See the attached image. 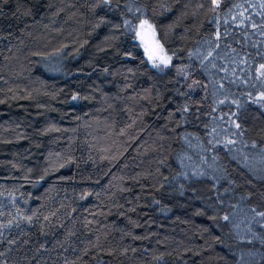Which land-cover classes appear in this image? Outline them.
<instances>
[{
	"label": "trees",
	"instance_id": "obj_1",
	"mask_svg": "<svg viewBox=\"0 0 264 264\" xmlns=\"http://www.w3.org/2000/svg\"><path fill=\"white\" fill-rule=\"evenodd\" d=\"M143 21L166 65L147 60ZM60 52L81 64L70 99L35 70ZM261 64L264 0H0V108L43 109L0 137L38 128L55 173L36 192L27 169L0 176V264H264ZM181 125L193 146L156 218L147 195Z\"/></svg>",
	"mask_w": 264,
	"mask_h": 264
},
{
	"label": "rangeland",
	"instance_id": "obj_2",
	"mask_svg": "<svg viewBox=\"0 0 264 264\" xmlns=\"http://www.w3.org/2000/svg\"><path fill=\"white\" fill-rule=\"evenodd\" d=\"M147 27H145L144 31ZM147 60L151 63L156 64H165L161 63L160 57H165L159 47V52L156 57L146 56ZM81 67L80 62L76 55L67 54L66 52H60L53 54L46 58H40L35 68L36 72L45 76L47 79H54L57 83H60L65 88V96L67 99H70L74 96L75 90L72 88V81L78 82L79 77L77 76V72ZM26 113H20L17 105H11L7 109L0 108V121H8L12 124L15 123V120L21 125L20 127L23 132H26L25 128L27 124H32L29 116H41L42 108H37L31 105H28ZM17 110V111H16ZM20 113V114H19ZM28 129L27 131H29ZM38 130V128H37ZM30 130L29 135L32 136L30 139H33L32 142L27 143V145H23L22 142L15 139L14 137L7 136L6 138L0 137V176H11L15 174V171L27 169L29 170L30 177L33 179L32 189L34 192L38 191L41 187L40 181L43 178H51L55 173L49 172L44 165L45 153L44 149L45 141L44 135H41L39 131ZM39 132V133H38ZM28 135V137H29ZM193 146V141L190 137V133L185 125H181L179 129V133L177 137L173 140L171 146V154L168 163V178L166 182L156 188L151 190L146 199V209L148 214L153 217H162L167 211L170 210L173 201V195L175 192L176 183L178 181L179 175L182 171V167L184 164V160L189 153L191 147ZM2 156H8L14 160L12 164L8 163V159H4L1 163ZM3 165L7 168L4 169ZM11 165V167H10ZM18 167V168H17ZM46 168V169H45ZM42 169L47 170L42 171ZM26 170V171H27ZM72 167L67 165L61 169V176L68 177L72 174ZM13 216L16 212L11 211ZM2 234L1 239L4 240L6 237ZM4 236V238H3ZM19 247V246H18ZM103 259V258H102ZM99 259V260H102ZM99 260H97L93 264H100ZM103 263L101 264H127L124 261H121L117 258H108L103 259Z\"/></svg>",
	"mask_w": 264,
	"mask_h": 264
},
{
	"label": "water",
	"instance_id": "obj_3",
	"mask_svg": "<svg viewBox=\"0 0 264 264\" xmlns=\"http://www.w3.org/2000/svg\"><path fill=\"white\" fill-rule=\"evenodd\" d=\"M152 33V29L146 28L144 31L140 32L139 37L142 40L144 46L146 47L148 54L151 57H156L159 52V47H157V45L159 44L155 35L153 36Z\"/></svg>",
	"mask_w": 264,
	"mask_h": 264
},
{
	"label": "snow or ice",
	"instance_id": "obj_4",
	"mask_svg": "<svg viewBox=\"0 0 264 264\" xmlns=\"http://www.w3.org/2000/svg\"><path fill=\"white\" fill-rule=\"evenodd\" d=\"M105 2H107V0H105ZM145 27L151 29V25H149L147 21H143V22L141 23V25H140V28H141L142 30H143ZM152 34H153V36H154V32H153ZM218 35H219V34H218ZM157 47H160V46L157 45ZM160 50L162 51V48H161ZM160 59H161V63H167L168 60H169V58H165V57H160ZM259 71H260V74H261L262 76H264V64H261V65H260V69H259ZM262 95H264V94H262ZM235 126H236L237 128L240 127L239 124H236ZM229 143H232V141H229ZM258 215L264 216V213H259ZM224 218H225V219H228V217H224Z\"/></svg>",
	"mask_w": 264,
	"mask_h": 264
}]
</instances>
